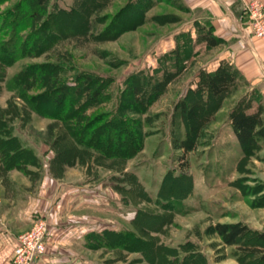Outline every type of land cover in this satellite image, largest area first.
Here are the masks:
<instances>
[{
	"label": "rangeland",
	"instance_id": "374dc122",
	"mask_svg": "<svg viewBox=\"0 0 264 264\" xmlns=\"http://www.w3.org/2000/svg\"><path fill=\"white\" fill-rule=\"evenodd\" d=\"M179 2L185 7H176ZM16 4H21L19 10H31L29 0H0V41L8 37V32L1 28L10 22L8 14ZM147 4L151 5L141 14L145 0H51L45 15L35 20L34 27L52 15L56 7L69 10L77 6L91 14L88 29L81 19L73 21V26L59 24L60 34L65 29L66 37L59 35L61 37L42 53L21 58L5 70L4 82L0 84V105L5 109H0V119L8 121V127L15 130L22 144L35 153L36 166H28L25 171L32 180L39 177L38 170H48L53 160L54 152L44 138L49 137L47 127L54 123L52 119L27 111L16 94L7 92L4 87L7 80L28 65L63 66L70 80L80 71L110 78L112 84L106 92L105 105L95 114L116 112L123 101L127 109L122 115L139 120L144 134L142 149L125 162L80 153L73 165L64 168L58 178L67 169H75L74 178L78 179L75 184L86 180L94 183L98 214H93L97 217L93 218L94 230L85 233L83 250L86 253L77 248L76 257L58 253L55 256L64 262L72 259L76 264H256L251 257L242 256L235 246L225 245L213 231L216 223L237 222L264 231V146L256 148L251 155H243L228 123L230 108L239 97L250 93V89L238 86L210 102L211 107H215L213 121L202 129L196 148L181 159V152L171 145L170 115L179 101L196 100L189 91L194 88L197 72L213 71L220 62L223 46L207 49L198 41V35L210 24L207 13L191 9L178 0H153ZM79 28L85 29L84 36L75 35L80 32ZM28 32L26 29L24 34ZM178 47L185 69L174 76L160 94H138L137 98L143 103L142 112L140 105L126 93V87L139 72L160 78L164 68L173 70L170 55ZM38 92L40 89L35 86L26 94ZM64 141L69 142L65 137L58 143L60 148L67 147ZM3 184L0 195L21 194L10 184ZM162 186L173 193L181 191L179 198L164 202L159 197ZM185 186L189 189L184 190ZM105 209L111 210L106 212ZM38 221L47 226L45 252L34 263L50 251L49 212L33 222L27 231ZM106 231L131 232L146 241L150 244L146 249L149 257L137 251L92 250L87 246L91 234ZM251 242L254 241L250 236L240 244ZM92 246L95 248L94 244Z\"/></svg>",
	"mask_w": 264,
	"mask_h": 264
},
{
	"label": "trees",
	"instance_id": "16d2710c",
	"mask_svg": "<svg viewBox=\"0 0 264 264\" xmlns=\"http://www.w3.org/2000/svg\"><path fill=\"white\" fill-rule=\"evenodd\" d=\"M50 1L29 0L31 10L28 8L25 11L19 10L21 4H16L11 9L12 12H9L11 20L1 28L8 32V37L5 36L7 38L0 41V84L4 82L5 70L18 60L42 53L51 42L61 37L59 35L66 37L65 29L63 34H60L59 24L70 23L73 26L72 22L80 19L87 25V29L88 24H91V14L83 12L81 7L73 6L69 10L56 7L52 15L47 16L42 24L34 27L35 20L40 15H45ZM70 1L79 2L80 0ZM145 1L146 5L141 14L151 5L147 2L153 0ZM175 5L178 8L185 7L181 2ZM122 11L125 12L126 8ZM120 13L118 15H121ZM26 29H29L28 34H24ZM79 29L80 32L78 34L76 32L75 35L84 36L85 29ZM119 29L124 31L122 28ZM198 39L207 49L223 44V40L214 35L211 24L207 30H202ZM170 57L173 58V70L164 68L160 78L139 72L126 87V93L133 102L140 105L139 110L142 112L144 111L143 103L137 95L160 94L164 86L185 69L179 47L171 52ZM65 71V67L52 64L28 65L4 83L5 89L14 92L15 97L23 103L27 111L35 113L40 118L53 120L54 124H49L47 127L49 137L44 138L45 143L54 152L53 160L48 168L50 175L58 178L66 166L75 163L80 153L97 159L120 162L133 158L143 147L144 134L139 120L127 119L122 115L127 109L122 104L124 102L122 101L116 112L95 114V111L105 105L106 92L112 84L111 79L80 71L70 80L65 76ZM35 86L40 89V92L28 96L26 93ZM238 86L249 88L250 93L239 97L229 110L228 123L232 136L243 155H251L256 148L264 146L262 97L255 87H251L244 80L232 64L221 60L213 71L199 70L197 72L194 88L189 91L196 100L179 101L170 115L171 145L173 149L181 152V159L196 148L202 129L213 121L215 107L214 105L211 107L210 102L218 100ZM43 103L49 104L50 107H45ZM7 124L8 121L0 119L1 168L18 169L27 173L25 171L28 166H36V155L32 148L25 146L18 137L11 134V128ZM65 137L69 141L68 143L64 141L67 143V147L65 146L67 149L64 145L61 148L58 145ZM183 165L184 168L187 167V164ZM184 188V190L189 189V186ZM165 189L163 186L160 188L159 197L166 203L170 201L168 199L179 198L178 195L181 194V191L173 193ZM182 193L185 192L182 191ZM213 231L225 245L235 246L242 256L251 257L256 264H264V231L253 230L239 222L216 223ZM91 235L93 236H88L90 237L88 239L95 248L90 243L85 245L92 250L114 248L125 252L137 251L143 253L144 257H149L146 249L150 244L131 232L106 231ZM250 236L254 242L249 245L240 244Z\"/></svg>",
	"mask_w": 264,
	"mask_h": 264
},
{
	"label": "crops",
	"instance_id": "0c3cea01",
	"mask_svg": "<svg viewBox=\"0 0 264 264\" xmlns=\"http://www.w3.org/2000/svg\"><path fill=\"white\" fill-rule=\"evenodd\" d=\"M180 1L210 16L214 35L223 40L219 61L232 64L244 80L259 91L264 104V38L252 34L244 9L252 1L264 5V0ZM4 107L2 105L0 109ZM10 126L13 128L12 124ZM11 134L19 138L14 129ZM75 171L67 169L61 178H54L48 170H38L39 177L32 180L18 169L4 170L0 166V189L5 182L21 193L14 197L0 195V264H8L18 235L27 231L46 212H49L50 219L48 251H52L34 264H76L72 259L58 260L55 255L76 257L79 255L77 248L82 249L81 253L85 252L83 240L86 232L94 230L93 218L97 217L93 214H98V205L93 195L94 183L86 180L75 184L78 180L74 178ZM79 177L81 181L82 173ZM105 210L109 212L111 209Z\"/></svg>",
	"mask_w": 264,
	"mask_h": 264
},
{
	"label": "built area",
	"instance_id": "2783aa9c",
	"mask_svg": "<svg viewBox=\"0 0 264 264\" xmlns=\"http://www.w3.org/2000/svg\"><path fill=\"white\" fill-rule=\"evenodd\" d=\"M244 9L252 34L264 38V5L252 1ZM46 229L45 223L38 221L29 231L18 236L10 264H33L45 252Z\"/></svg>",
	"mask_w": 264,
	"mask_h": 264
}]
</instances>
